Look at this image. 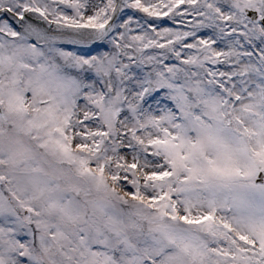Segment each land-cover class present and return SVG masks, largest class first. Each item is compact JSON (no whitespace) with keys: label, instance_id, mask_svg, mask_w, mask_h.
<instances>
[{"label":"snow or ice","instance_id":"snow-or-ice-1","mask_svg":"<svg viewBox=\"0 0 264 264\" xmlns=\"http://www.w3.org/2000/svg\"><path fill=\"white\" fill-rule=\"evenodd\" d=\"M0 264H264V0H0Z\"/></svg>","mask_w":264,"mask_h":264}]
</instances>
